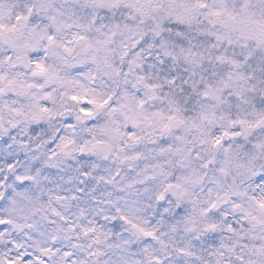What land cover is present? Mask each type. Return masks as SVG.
Returning a JSON list of instances; mask_svg holds the SVG:
<instances>
[{
  "label": "snow or ice",
  "instance_id": "6c2138e0",
  "mask_svg": "<svg viewBox=\"0 0 264 264\" xmlns=\"http://www.w3.org/2000/svg\"><path fill=\"white\" fill-rule=\"evenodd\" d=\"M0 264H264V0H0Z\"/></svg>",
  "mask_w": 264,
  "mask_h": 264
}]
</instances>
